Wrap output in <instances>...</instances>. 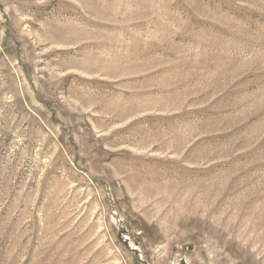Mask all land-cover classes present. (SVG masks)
Segmentation results:
<instances>
[{
	"label": "rangeland",
	"instance_id": "obj_1",
	"mask_svg": "<svg viewBox=\"0 0 264 264\" xmlns=\"http://www.w3.org/2000/svg\"><path fill=\"white\" fill-rule=\"evenodd\" d=\"M0 264H264V0H0Z\"/></svg>",
	"mask_w": 264,
	"mask_h": 264
}]
</instances>
